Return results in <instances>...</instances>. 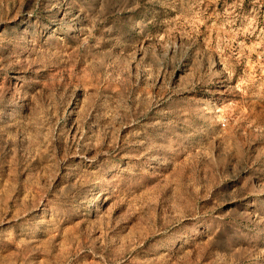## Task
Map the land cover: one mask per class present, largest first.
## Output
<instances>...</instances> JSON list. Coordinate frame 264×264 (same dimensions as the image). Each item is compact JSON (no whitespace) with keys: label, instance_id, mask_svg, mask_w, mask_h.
<instances>
[{"label":"rangeland","instance_id":"rangeland-1","mask_svg":"<svg viewBox=\"0 0 264 264\" xmlns=\"http://www.w3.org/2000/svg\"><path fill=\"white\" fill-rule=\"evenodd\" d=\"M264 0H0V264H264Z\"/></svg>","mask_w":264,"mask_h":264},{"label":"built area","instance_id":"built-area-1","mask_svg":"<svg viewBox=\"0 0 264 264\" xmlns=\"http://www.w3.org/2000/svg\"><path fill=\"white\" fill-rule=\"evenodd\" d=\"M239 5L249 4L252 0H235ZM261 76L264 79V66L261 69Z\"/></svg>","mask_w":264,"mask_h":264}]
</instances>
